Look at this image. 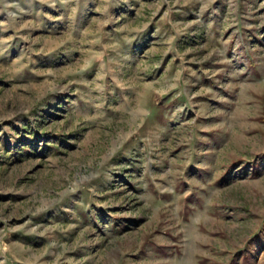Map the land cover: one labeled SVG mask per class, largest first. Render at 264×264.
Returning a JSON list of instances; mask_svg holds the SVG:
<instances>
[{
  "label": "rangeland",
  "instance_id": "374dc122",
  "mask_svg": "<svg viewBox=\"0 0 264 264\" xmlns=\"http://www.w3.org/2000/svg\"><path fill=\"white\" fill-rule=\"evenodd\" d=\"M0 264H264V0H0Z\"/></svg>",
  "mask_w": 264,
  "mask_h": 264
}]
</instances>
